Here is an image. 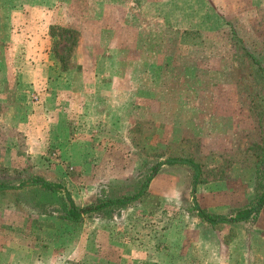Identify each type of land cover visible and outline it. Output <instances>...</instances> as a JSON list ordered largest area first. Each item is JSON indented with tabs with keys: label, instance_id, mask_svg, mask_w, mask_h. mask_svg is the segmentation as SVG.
I'll return each mask as SVG.
<instances>
[{
	"label": "rangeland",
	"instance_id": "374dc122",
	"mask_svg": "<svg viewBox=\"0 0 264 264\" xmlns=\"http://www.w3.org/2000/svg\"><path fill=\"white\" fill-rule=\"evenodd\" d=\"M33 35L50 65L25 66ZM75 74L100 78L46 132L43 79L62 92ZM263 151L264 0H0V182L39 176L85 206L135 193L158 161L201 165L193 191L164 164L139 199L80 220L58 193L2 192L0 264H264V206L215 226L192 208L248 203Z\"/></svg>",
	"mask_w": 264,
	"mask_h": 264
},
{
	"label": "trees",
	"instance_id": "16d2710c",
	"mask_svg": "<svg viewBox=\"0 0 264 264\" xmlns=\"http://www.w3.org/2000/svg\"><path fill=\"white\" fill-rule=\"evenodd\" d=\"M58 26H50V29H57ZM60 29H63L60 28ZM54 34L51 32V35ZM164 164H185L192 171V191L199 182L201 175V165L192 158L172 157L158 161L146 175L139 189L131 195L98 200L85 206L75 204L70 192L59 182L48 181L39 176H32L19 183L0 182V193L22 189L23 187L37 186L50 192L60 194L67 203L66 215L69 219L80 220L83 216L94 212L103 211L114 206L125 205L139 199L147 190L150 181L154 178L159 168ZM194 199V198H193ZM264 206V151L258 162V168L255 177L254 196L244 206L233 209L229 214L210 213L203 209L194 199L193 210L198 218L206 224L215 226L217 224L247 222L255 220Z\"/></svg>",
	"mask_w": 264,
	"mask_h": 264
},
{
	"label": "crops",
	"instance_id": "0c3cea01",
	"mask_svg": "<svg viewBox=\"0 0 264 264\" xmlns=\"http://www.w3.org/2000/svg\"><path fill=\"white\" fill-rule=\"evenodd\" d=\"M44 35V34H43ZM28 37V36H27ZM30 39H26L23 44L24 48L26 50V65L27 67L30 66H36V65H42V64H51V61L49 59V47L45 46L47 43V39L45 37H35L33 35L32 37L29 36ZM30 58V59H29ZM24 76V75H23ZM90 77L93 78H100L99 76H94L90 75ZM90 77L83 74H75L74 76L71 77V79L66 76H61L59 78L60 82L62 81L66 86L67 83H70V86H68V89L64 91H54L52 92V89L49 88L52 84L49 85L50 82H52L51 78L47 76L45 79H43L46 88L44 93H47V99L50 100L48 103H44V119L46 122L45 129L46 132L51 129H53L54 126H58L59 129L66 128L68 126V122L73 119V115H75L74 110V104L77 103L75 102V99L78 97V99H81L82 93L84 91V88L89 87L88 81H90ZM99 80V79H97ZM20 83L24 82H30L34 83L33 85L35 86V83L40 82L41 80L39 79H26L25 77H20L18 80ZM82 82H85V86L83 85ZM49 88V89H48ZM64 92V94H63ZM70 100L69 102L67 100ZM66 100V101H64ZM75 102V103H73ZM76 119V118H75ZM56 124V125H54ZM27 126V125H26ZM36 124L32 123V130H34ZM29 127V126H27ZM38 130L39 127H38ZM50 134V133H49Z\"/></svg>",
	"mask_w": 264,
	"mask_h": 264
}]
</instances>
